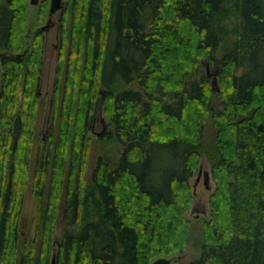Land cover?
I'll list each match as a JSON object with an SVG mask.
<instances>
[{
  "label": "trees",
  "instance_id": "16d2710c",
  "mask_svg": "<svg viewBox=\"0 0 264 264\" xmlns=\"http://www.w3.org/2000/svg\"><path fill=\"white\" fill-rule=\"evenodd\" d=\"M27 10L0 0V264H153L183 252L202 155L215 189L191 264H264V0H66L35 154L45 45L38 33L25 47ZM29 182L35 224L23 236Z\"/></svg>",
  "mask_w": 264,
  "mask_h": 264
},
{
  "label": "rangeland",
  "instance_id": "374dc122",
  "mask_svg": "<svg viewBox=\"0 0 264 264\" xmlns=\"http://www.w3.org/2000/svg\"><path fill=\"white\" fill-rule=\"evenodd\" d=\"M44 0H28V13H27V24L24 29L23 36L26 38L25 47L31 50L33 38L35 34L41 33L44 38V57H43V72L40 85V106L35 121V139L33 146V154L36 153L38 146L45 140L46 135L49 133L50 126V108L49 103L54 88L55 74L57 68V52L59 46V15L60 10L52 15H49L50 0H47V8L43 20L38 18L40 4ZM65 5L66 0H63ZM51 19L52 25L48 30H42L41 27L46 24L47 20ZM201 68L199 74H204L210 80L212 89L217 88L218 77L217 72L214 70V64L207 63L206 60L201 61ZM210 75H208V71ZM2 66L0 63V72ZM216 78V84L212 86L213 78ZM219 90V88H218ZM214 91V90H213ZM211 107L216 110L220 108L221 101L217 94L213 93L212 100L210 102ZM107 129L106 120L102 118L101 123H97L94 132L91 133L93 139H97L98 135ZM97 133H99L97 135ZM98 142H93L91 158L98 153ZM208 171L210 179L208 185L204 183V176L201 177L199 182L196 181L197 173L200 170ZM190 188L193 193V201L189 210L185 213V217L190 221L192 226L191 239L186 249L170 257H164L171 259L169 264H191L192 260L197 255V247L195 240L200 238V229L203 222L209 219L210 207H209V196L215 189V182L211 174V164L206 155H202L199 161L197 172L189 180ZM194 207H197L194 209ZM21 233L23 236L30 235L33 231L35 224V199L32 194L30 182L25 190L23 206L21 210ZM59 236V232L57 233ZM160 258V257H159ZM156 260V259H155ZM152 264V263H151Z\"/></svg>",
  "mask_w": 264,
  "mask_h": 264
},
{
  "label": "water",
  "instance_id": "95a60500",
  "mask_svg": "<svg viewBox=\"0 0 264 264\" xmlns=\"http://www.w3.org/2000/svg\"><path fill=\"white\" fill-rule=\"evenodd\" d=\"M63 6H64L63 0H50L49 15H52L55 12H57L58 10L62 9ZM51 25H52L51 19H48L46 24L43 25L41 27V29L42 30H48ZM207 74L210 75L209 71ZM215 84H216V78L214 77L212 80V86ZM216 89L218 90V87ZM200 170H201V168H200ZM209 179H210V174L206 170V171H204V183L206 184V186L208 185ZM170 261H171V259L160 257V258H157L156 260H154L153 264H169ZM52 262L54 263V260H52Z\"/></svg>",
  "mask_w": 264,
  "mask_h": 264
},
{
  "label": "flooded vegetation",
  "instance_id": "af4514ba",
  "mask_svg": "<svg viewBox=\"0 0 264 264\" xmlns=\"http://www.w3.org/2000/svg\"><path fill=\"white\" fill-rule=\"evenodd\" d=\"M204 176V171L199 170L197 173V179L196 181L199 182V180L201 179V177ZM197 207H194V209H196Z\"/></svg>",
  "mask_w": 264,
  "mask_h": 264
}]
</instances>
